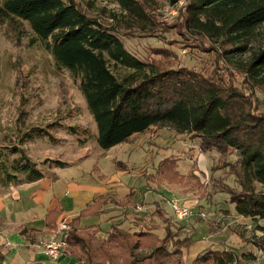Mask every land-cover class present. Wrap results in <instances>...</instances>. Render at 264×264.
Instances as JSON below:
<instances>
[{
    "label": "trees",
    "instance_id": "16d2710c",
    "mask_svg": "<svg viewBox=\"0 0 264 264\" xmlns=\"http://www.w3.org/2000/svg\"><path fill=\"white\" fill-rule=\"evenodd\" d=\"M116 1L125 11L143 14L139 0ZM7 22L26 24L33 34L31 45L40 43L52 55L56 67L68 70L79 82L97 126L101 149L134 144L152 127H168L177 134L188 133L199 139L203 154L216 151L224 156L233 150V165L237 166L243 190L230 189L229 202L241 217L264 219V195L256 193L253 187L254 181L264 183V115L256 112L251 97L230 78L213 70L200 73L175 67L165 62L170 51L160 47L152 49L153 54L163 56L162 60H143L127 49L116 27L86 13L74 0H3L0 23ZM262 23L264 0H190L181 26L211 37L226 36L233 44L251 35ZM245 49L236 47L229 53ZM250 64L253 69H264V45ZM120 68L130 72L119 78L114 69ZM119 165L127 169L123 163ZM26 174L30 182L44 177L36 168L28 169ZM147 179L178 185L186 191H206L195 167L182 174L179 159L173 155L159 159ZM132 195L133 191L122 200L101 195L71 218L72 228L64 233L66 252L84 264H181L183 249L189 247L192 239L182 237L167 218L163 237L156 232L157 226L129 230L113 224L107 236L100 237L99 225H81L83 218L102 214L110 202L134 206ZM154 212L165 217L160 204ZM62 213L60 207L51 209L46 215V227L55 229ZM27 232L23 227L21 233ZM251 243L264 250L263 242ZM241 256L247 255L234 249L209 247L197 255L194 263L232 264ZM3 259L0 254V263Z\"/></svg>",
    "mask_w": 264,
    "mask_h": 264
},
{
    "label": "rangeland",
    "instance_id": "374dc122",
    "mask_svg": "<svg viewBox=\"0 0 264 264\" xmlns=\"http://www.w3.org/2000/svg\"><path fill=\"white\" fill-rule=\"evenodd\" d=\"M74 1L86 13L116 27L127 49L139 58L148 62L162 60L163 56L153 54L152 48L168 49L171 56L165 62L200 73L213 70L230 78L251 97L256 112L264 115V69H253L250 64L264 45V23L251 35L232 44L226 36L211 37L199 30L183 29L181 25L190 0H139L143 8L141 16L125 11L116 0ZM32 37L26 24L0 23V230L6 226L2 217L17 224L22 220L19 215L27 204L21 193L23 187L33 182L26 174L30 168L44 172L68 166L76 169L74 165H77L84 166L86 174H96L98 165L106 158L110 159L105 165L110 175L125 161L133 182L143 188L152 187L147 178L158 160L173 155L179 159L182 174H188L192 167L197 169L206 191L202 194L196 188L186 191L177 185L167 187L175 198L189 201L188 205L197 200L199 209L210 214L208 219L176 220L169 208V195L161 194L167 199L162 200V205L167 203L165 207L171 217L167 219L180 230L182 237L192 239L189 247L183 249L181 264H195L194 259L207 247H229L238 254L246 253V257L241 256L232 264H264V250L251 243H264V219L239 217L234 204L229 202L230 189L243 190L236 174L237 166L233 165L236 162L233 150L224 156L216 151L203 154L199 150V139H193V135L177 134L168 127H154L136 143H126L106 152L108 150L98 145L95 121L79 82L68 70L58 69L52 55L40 43L31 45ZM236 47L246 49L229 53ZM114 72L121 78L130 70L120 68ZM112 157H115L113 161ZM117 158L120 161H116ZM253 187L256 193L264 195V183L254 181ZM154 209H145L149 215L143 226L142 218L134 213L124 212L120 216L131 221L132 225L127 226L129 230L157 226L159 231L156 232L163 237L164 229L160 224L165 219L154 214ZM95 219L90 218L88 222ZM111 219L103 223L100 237H106L111 229L109 221L120 222ZM67 225L72 228L71 219L67 220ZM40 239L34 243L42 249Z\"/></svg>",
    "mask_w": 264,
    "mask_h": 264
},
{
    "label": "crops",
    "instance_id": "0c3cea01",
    "mask_svg": "<svg viewBox=\"0 0 264 264\" xmlns=\"http://www.w3.org/2000/svg\"><path fill=\"white\" fill-rule=\"evenodd\" d=\"M94 130L97 139L98 130L96 123ZM123 144L117 145L106 152L109 153L114 148L122 146ZM114 158L115 157H112V161ZM108 160L110 159L105 158V160L98 165L96 174H86L84 171L85 167L79 168L77 165H74L76 169L69 166L60 169L53 168L48 169L50 171H44V177L42 179L28 183L23 187L21 198L24 200V204H27V208H24V211L21 210L22 212L19 215L22 219L21 222L17 224L14 221H9L6 217H2L3 223L6 226L0 230V254L4 256L0 264H84L79 263L77 258L67 253L66 250L58 260H52L45 256L42 249L34 243V240H37L39 237L41 238L40 240L48 239L51 233H53L54 229L50 230L46 227V215L55 207L63 209V213L56 220L57 227L61 221H67L78 216L82 209L101 195H107L110 198L122 200L126 199L128 194L133 191L132 199L135 202L134 206H120L110 202L104 206L102 214L83 218L81 220V225H99L101 229H103V223L112 218L111 220H119L120 222L115 223L109 221L110 225L116 224L120 227L127 228V226L132 225L130 223L131 221L120 215L124 212H129L142 218V220L140 219V224L143 226V223L146 224L148 222L147 216L149 215L145 209H147V207L156 208L157 204H160L162 210L165 212V217L163 218H171L167 207H165L167 203L165 206L162 205V200L165 199L166 201L167 199L163 196L161 197V194L166 193L169 195L168 200L177 199L170 188L167 187L168 185L172 186V184H158L157 182L148 180L151 182L152 187L144 186L142 188V186H138L137 183L133 182L132 174H129L128 170L123 169L122 166L113 170L109 175L105 168ZM116 161H120L119 158H117ZM124 162L125 161H122L121 163L127 167ZM152 173H154V170L148 175L150 176ZM150 196L151 199H149ZM191 202L192 204L189 205L198 210V201L192 200ZM146 203H148L147 206L144 205ZM180 203L188 205L190 202L180 201ZM141 204H143L144 210H137L136 206ZM169 208L171 207L169 206ZM151 214H153V212ZM90 218H96L95 222H88ZM198 218L199 217H196V219ZM165 224L166 222H163L160 225L164 227ZM17 225L20 227L18 228ZM23 227L27 228L28 232L26 234L21 233ZM156 231H159V229ZM215 249L222 250L224 248ZM226 249L231 248L226 247ZM248 251L254 252L253 249H249Z\"/></svg>",
    "mask_w": 264,
    "mask_h": 264
},
{
    "label": "built area",
    "instance_id": "2783aa9c",
    "mask_svg": "<svg viewBox=\"0 0 264 264\" xmlns=\"http://www.w3.org/2000/svg\"><path fill=\"white\" fill-rule=\"evenodd\" d=\"M173 215L176 220L182 221L191 217H199L208 219L210 214L202 209H195L193 206L180 203L177 199L169 200ZM137 210H144L142 205L137 206ZM69 229L67 221L63 220L53 230L48 239L40 240L39 244L42 247L43 254L52 260H58L67 247V242L64 233Z\"/></svg>",
    "mask_w": 264,
    "mask_h": 264
}]
</instances>
